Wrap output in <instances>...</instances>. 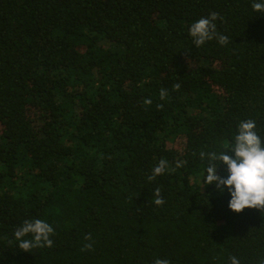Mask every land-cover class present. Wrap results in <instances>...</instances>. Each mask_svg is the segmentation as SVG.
Instances as JSON below:
<instances>
[{
  "label": "trees",
  "instance_id": "obj_1",
  "mask_svg": "<svg viewBox=\"0 0 264 264\" xmlns=\"http://www.w3.org/2000/svg\"><path fill=\"white\" fill-rule=\"evenodd\" d=\"M253 2L0 0V264H264V212L231 211L200 158L241 121L264 139ZM212 12L228 43L197 48L189 29ZM34 219L55 234L30 253L14 232Z\"/></svg>",
  "mask_w": 264,
  "mask_h": 264
},
{
  "label": "clouds",
  "instance_id": "obj_2",
  "mask_svg": "<svg viewBox=\"0 0 264 264\" xmlns=\"http://www.w3.org/2000/svg\"><path fill=\"white\" fill-rule=\"evenodd\" d=\"M252 8L258 13H264V2H253ZM219 18L216 12L210 13L208 17H201L194 22L189 34L193 38V44L199 48L207 41L216 38L221 45L228 43V37L217 35L215 21ZM181 85L174 83L172 89L178 91ZM168 94L167 89L160 90V98L163 99ZM146 104H151V100H146ZM158 108L162 105H157ZM233 153V155L226 154ZM208 159L206 167V178L204 185H214L216 190L223 195L225 190L230 194L228 207L235 213H240L244 209H257L264 212V139L256 131V122L252 119L241 121L238 125V133L234 136L233 142L228 144L223 151L205 153L201 151V160ZM227 166V176L222 177L218 171L221 165ZM168 166V161L161 159L158 166L153 169L149 181L164 174ZM177 164V167H180ZM157 206L165 203L161 196V189L157 187L153 193ZM53 227L41 219L24 220L23 224L14 232L15 240L18 241L20 250L30 252L35 248L53 247ZM30 239H25L26 236ZM91 239V237H86ZM92 244H86L82 250H91ZM231 264H240L239 259L230 257ZM154 264H171L167 259H155Z\"/></svg>",
  "mask_w": 264,
  "mask_h": 264
}]
</instances>
